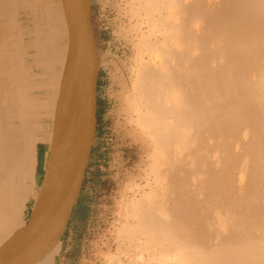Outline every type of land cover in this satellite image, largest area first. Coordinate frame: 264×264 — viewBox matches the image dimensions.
<instances>
[{"label":"bare ground","instance_id":"bare-ground-1","mask_svg":"<svg viewBox=\"0 0 264 264\" xmlns=\"http://www.w3.org/2000/svg\"><path fill=\"white\" fill-rule=\"evenodd\" d=\"M121 1L131 23L125 35L132 53L127 68L111 54L101 60L90 0L96 110L104 63L118 81L131 136L149 150L148 174L154 180L138 185L141 194L131 203L122 201V235L131 241L119 243L105 264H264V0ZM12 3L0 1V20ZM19 27L22 41L34 44V52L28 53L35 59L31 68L47 87L46 98L34 104L37 112L26 115L35 121L31 132H37L36 141L50 144L47 177L58 118L54 173L66 174L51 208L31 231L36 241L58 217L79 166L81 79L69 0H20ZM22 51L20 72L26 61ZM47 118L54 119L52 129L44 122ZM8 132L11 137L17 131L8 130L0 119L1 152ZM5 181H10L7 188ZM12 181L0 176V240L15 225L21 203L22 183ZM45 184L46 179L33 212L43 201ZM32 214L0 251L3 264H18L15 257L24 236L20 230ZM63 234L24 264H53ZM131 248L133 253L124 259L122 253Z\"/></svg>","mask_w":264,"mask_h":264},{"label":"rangeland","instance_id":"rangeland-1","mask_svg":"<svg viewBox=\"0 0 264 264\" xmlns=\"http://www.w3.org/2000/svg\"><path fill=\"white\" fill-rule=\"evenodd\" d=\"M92 6L101 60L105 62L111 54L127 68L132 53L126 47L125 35L131 28L126 5L121 0H92ZM122 113L118 81L103 63L98 82L97 135L81 204L74 209L53 264H105L107 254H115L120 244L131 241L122 235L126 223L122 201L131 203L141 194L137 186L154 180V175L148 174L149 150H143L133 139ZM124 253L126 259L133 248Z\"/></svg>","mask_w":264,"mask_h":264},{"label":"crops","instance_id":"crops-1","mask_svg":"<svg viewBox=\"0 0 264 264\" xmlns=\"http://www.w3.org/2000/svg\"><path fill=\"white\" fill-rule=\"evenodd\" d=\"M0 1H2V0H0ZM4 1L7 2L8 0L7 1L4 0ZM12 4H13V9L9 8L10 9L9 10L7 8V10H9L8 12L6 10L7 19H5L6 18L5 16H3L5 18H2L0 20V25L2 24L0 26V31L2 32V34H0V102H1L0 103V106H1L0 107V117L1 116L2 117L0 119H2V122L5 125H7L8 130L14 129L17 132L16 133L13 132L14 134L12 133L11 137H9L10 133L8 132L7 133L8 135L5 138L3 145L6 146V148H4V152L2 151L3 153L0 151V162H1L0 163L1 164L0 165V176L3 175V177L4 176L11 177L14 182H17V180L20 179V182L22 183V186H23V190L20 192L21 193L20 202L22 204L20 203V207L17 210L16 218H14L15 219L14 220L15 225L13 226L14 229L12 228L8 233H6L5 237H3L4 239L2 238L0 240V251L5 247L6 243H8L10 238H12L15 235L17 230L27 222V220L30 217V215L32 214L36 204L38 203L42 189L44 187L45 179H46V173H47L48 163H49V153H50V144L48 143V141H46V140H39V141L37 140L36 141L34 139L35 136L37 135V132H35V133L31 132L32 130H35V128H36L34 118L33 117L28 118L29 116H26V115L34 116L33 114L35 112H37V109L35 108L34 104L37 102L38 99L41 100V98L45 97L43 95V94H45L43 92V90L45 91V89H47V87L43 86L41 84L40 80H37V79H39V78H37L39 74H37V71L35 70V68L33 69L34 66H33L32 62L35 60L33 57V54H32L34 52V50H33L34 44L28 43L29 46L26 45L27 43H25V42H27V41H22V38H21L22 36L20 35V27H19L20 26V0H13ZM4 12L5 11H3V13ZM14 27H16V28H14ZM3 32H5V33H3ZM5 39H6V41H5ZM22 42H23V44H22ZM18 46H19V50H18ZM27 47L29 50L27 49ZM20 48L23 50L21 52L23 54L22 56H24L23 60L24 61L26 60L25 62H23L24 67L23 68L21 67V69H22L21 72H20V66H19L20 65ZM4 49H5V51H4ZM30 50L33 51V52L31 51L32 55L28 54V53H30ZM13 51L16 53H14ZM10 53H13L15 56L13 54H10ZM4 54H6V55H4ZM7 55L9 57H7ZM6 59H7V61H6ZM12 65H14V67ZM31 66H33V67L31 68ZM8 67L11 69H8ZM28 67H30V68H28ZM1 69H3V70H1ZM12 69H14V70H12ZM17 69H18V71H16ZM23 71H24V74H23ZM30 76H31V79H30ZM12 77H15V79ZM3 78H5V79L3 80ZM11 78H12V81H10ZM27 78H29V79H27ZM8 83H9V87L7 86ZM26 83H28V84H26ZM35 83H40L41 85L35 84ZM10 84L12 85V87ZM13 85H15V86H13ZM44 87H46V88H44ZM4 88H6V89L8 88V89L6 90ZM27 88H28V90H27ZM22 89H24V90H22ZM40 100H38V101L40 102ZM16 103L17 104L19 103L18 104L19 106ZM26 104L27 105L33 104V106L31 107V109H29V108L25 107ZM38 104H40V103H38ZM7 105H9L10 107ZM5 111H7V112H5ZM15 116H16V118H14ZM4 117H6V118H4ZM11 120H13L14 122H16L18 124L12 122ZM25 120H27L26 123H25ZM21 122H22V124H21ZM44 122L46 124H49L51 129L53 128L52 127L53 122H54L53 118H47V119H45ZM24 130H27V132H29V134L27 135V136H29L28 138L24 137V134H25ZM26 139H28V140H26ZM20 144H22V145H20ZM16 147H17V149H16ZM18 147H19V149H18ZM12 165L14 167H12ZM7 166L9 168H7ZM19 167H21V168H19ZM1 168H3V169H1ZM23 176H25L26 178ZM4 184H6V188H7L10 186V181H5ZM28 212H30V214L27 217Z\"/></svg>","mask_w":264,"mask_h":264},{"label":"water","instance_id":"water-1","mask_svg":"<svg viewBox=\"0 0 264 264\" xmlns=\"http://www.w3.org/2000/svg\"><path fill=\"white\" fill-rule=\"evenodd\" d=\"M69 1L70 20L75 27L74 38L77 42L81 79L83 132L79 152V166L76 172L73 173L71 186L63 203L60 205V212L56 220H54L53 225L45 233H42L36 241H32L31 231H33L38 220L46 215L51 208L55 193L66 177V174L56 175L54 173V166L56 165L58 156V118L56 117L54 142L45 184V195L42 203L33 212L28 224L20 230L24 236L19 247V252H17L15 257L17 258L18 264H24L30 256L47 247L60 234L65 233L74 209L79 202L94 147L98 123L96 110L98 70L95 64L96 44L94 42V31L91 24V5L90 0ZM3 263L0 262V264Z\"/></svg>","mask_w":264,"mask_h":264},{"label":"trees","instance_id":"trees-1","mask_svg":"<svg viewBox=\"0 0 264 264\" xmlns=\"http://www.w3.org/2000/svg\"><path fill=\"white\" fill-rule=\"evenodd\" d=\"M81 204V198L79 199V202H78V205H80Z\"/></svg>","mask_w":264,"mask_h":264}]
</instances>
